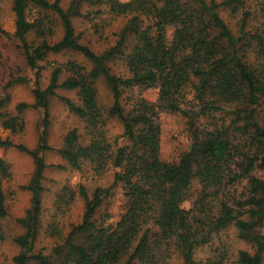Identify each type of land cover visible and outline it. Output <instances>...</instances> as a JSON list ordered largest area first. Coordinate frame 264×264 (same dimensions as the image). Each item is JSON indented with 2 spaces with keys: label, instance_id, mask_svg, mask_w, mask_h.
I'll list each match as a JSON object with an SVG mask.
<instances>
[{
  "label": "trees",
  "instance_id": "obj_1",
  "mask_svg": "<svg viewBox=\"0 0 264 264\" xmlns=\"http://www.w3.org/2000/svg\"><path fill=\"white\" fill-rule=\"evenodd\" d=\"M11 2L12 38L33 75V100L17 104L14 115L7 112L6 91L30 81L0 83V127L20 134L25 111L41 114L34 148L0 137L1 148L26 153L34 165L23 187L30 207L17 220L23 232L12 238L20 249L13 264H229L224 237L230 231L241 244L232 255L236 264H264V0H70L66 8L60 0ZM33 9L38 15L29 19ZM105 12L127 20L115 44L98 54L80 43L73 20ZM47 14L62 29L56 42L50 40L55 21ZM32 33L36 40L30 42ZM0 35L9 37L1 26ZM62 53L81 55L90 68L75 60L56 63L41 87L39 63ZM100 79L112 96L109 108L98 101ZM151 89L157 90L154 102L141 96ZM58 90L75 92L77 102ZM53 98L84 123L89 137L81 144L77 130L69 131L57 154L75 171L84 164L97 175L116 169L113 186L121 187L124 203L112 223L107 211L96 217L111 189L65 186L45 229L56 242L48 252H35ZM162 114L187 119L190 145L176 161L161 159ZM112 119L121 124L126 144L106 135ZM9 177V165L0 159V220L8 215L2 182ZM75 196L84 203L82 220L64 233L59 218ZM6 240L0 225V247Z\"/></svg>",
  "mask_w": 264,
  "mask_h": 264
},
{
  "label": "rangeland",
  "instance_id": "obj_2",
  "mask_svg": "<svg viewBox=\"0 0 264 264\" xmlns=\"http://www.w3.org/2000/svg\"><path fill=\"white\" fill-rule=\"evenodd\" d=\"M69 1L70 0H60L61 6L66 8ZM120 1L126 2L130 0ZM87 9L86 5L82 7L83 11ZM89 10H91V8ZM37 15V10L34 9L28 13L29 19H34ZM47 15L55 21V26L53 28L54 35L50 40L51 42H56L62 37V29L54 17L50 14ZM220 15L228 23L232 22L228 12L222 11ZM14 20L11 0H0V26L9 33V37L0 35V83H5L10 80V78L17 77L26 78L30 81L23 84H15L6 91L9 95V99L5 104V110L13 115L16 114L17 104L21 102L31 103L33 100L31 93L33 75L26 68L17 43L14 38H12V34L15 30ZM126 20V17H115L105 12L91 20L87 18H76L73 20V25L76 35L80 38V43L88 46L93 52L100 54L115 44L117 34ZM28 40L30 42L35 41V34L32 33L28 37ZM67 60H75L84 67L90 68V64L81 55L75 53L50 55L45 61L39 63L41 67L39 79L40 86L45 87L47 85L53 65H56V63L63 64ZM110 65L114 72L124 73V68L122 66ZM96 90L99 104L109 108L113 100L107 84L103 79H100L96 83ZM57 94L77 102L75 92L58 90ZM141 96L147 101L154 102L157 98V90L151 89L143 91ZM3 97L4 92L0 90V98ZM23 118L25 128L22 133L13 135L0 127V137L8 139L14 144H22L27 148H34L37 144L41 114L39 111L29 109L24 112ZM160 122L161 159L176 161L190 145L187 132V119L181 114H162L160 116ZM74 129L77 130L79 134V143H88L89 137L85 133L84 123L78 117L69 113L57 98H53L50 103L49 128V145L52 147V150L43 155L45 164L48 167L44 172V180L42 181L44 191L41 194V228L33 245V251L35 252H48L56 242V239L46 236L45 229L54 211L53 203L55 198L65 186L74 187L82 185L89 192L97 188L111 189L110 193L112 195L104 200L103 206L96 215L97 218L107 211L108 214L111 215L110 222L114 223L118 220L123 211V191L120 186H113L116 169L108 167L106 171L97 175L93 172L90 165L84 164L81 171H75L57 154V149L62 147L66 134ZM122 132L123 129L121 124L115 119L109 120L106 123V135L111 141L118 138V145L127 143L124 138H120ZM0 159L4 160L10 168L9 179H5L2 182L8 215L6 218L0 220V225L3 226L7 234V240L0 247V264H13L12 259L20 252V249L12 242V238L23 232L17 220L23 217L26 210L30 207L31 194L23 187L28 184L34 170V165L29 155L12 147H0ZM260 176L264 179V173ZM83 212L84 203L78 196H75L74 201L68 207L66 213L59 218L64 233L68 231L71 224H78L81 222ZM224 240L231 247L232 254L229 259V264H236V260L232 255L237 248L241 247V244L236 242L232 231L224 237ZM177 263L178 261H173V264Z\"/></svg>",
  "mask_w": 264,
  "mask_h": 264
}]
</instances>
